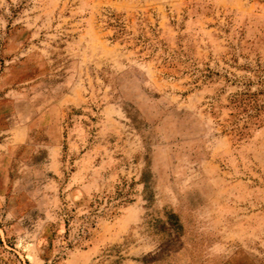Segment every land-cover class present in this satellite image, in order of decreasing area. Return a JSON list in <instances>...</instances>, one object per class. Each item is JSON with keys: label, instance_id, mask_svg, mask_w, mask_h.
I'll return each mask as SVG.
<instances>
[{"label": "rangeland", "instance_id": "obj_1", "mask_svg": "<svg viewBox=\"0 0 264 264\" xmlns=\"http://www.w3.org/2000/svg\"><path fill=\"white\" fill-rule=\"evenodd\" d=\"M0 264H264V0H0Z\"/></svg>", "mask_w": 264, "mask_h": 264}]
</instances>
